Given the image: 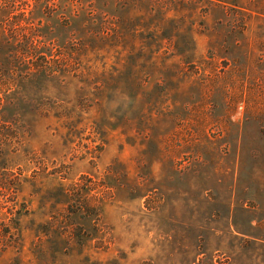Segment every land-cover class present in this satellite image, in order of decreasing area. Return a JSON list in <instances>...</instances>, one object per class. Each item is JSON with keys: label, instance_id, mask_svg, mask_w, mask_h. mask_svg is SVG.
Segmentation results:
<instances>
[{"label": "rangeland", "instance_id": "obj_1", "mask_svg": "<svg viewBox=\"0 0 264 264\" xmlns=\"http://www.w3.org/2000/svg\"><path fill=\"white\" fill-rule=\"evenodd\" d=\"M0 264H264V0H0Z\"/></svg>", "mask_w": 264, "mask_h": 264}, {"label": "trees", "instance_id": "obj_2", "mask_svg": "<svg viewBox=\"0 0 264 264\" xmlns=\"http://www.w3.org/2000/svg\"><path fill=\"white\" fill-rule=\"evenodd\" d=\"M7 233V232H6Z\"/></svg>", "mask_w": 264, "mask_h": 264}]
</instances>
